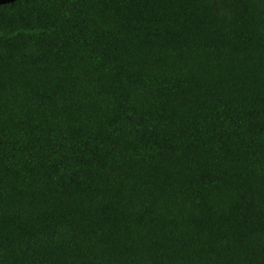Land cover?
<instances>
[{"label": "trees", "instance_id": "trees-1", "mask_svg": "<svg viewBox=\"0 0 264 264\" xmlns=\"http://www.w3.org/2000/svg\"><path fill=\"white\" fill-rule=\"evenodd\" d=\"M0 264H264V0L0 6Z\"/></svg>", "mask_w": 264, "mask_h": 264}, {"label": "water", "instance_id": "water-1", "mask_svg": "<svg viewBox=\"0 0 264 264\" xmlns=\"http://www.w3.org/2000/svg\"><path fill=\"white\" fill-rule=\"evenodd\" d=\"M16 0H0V6L10 4Z\"/></svg>", "mask_w": 264, "mask_h": 264}]
</instances>
